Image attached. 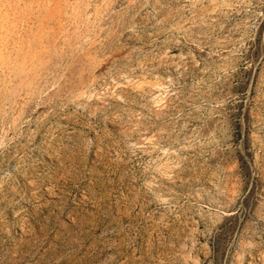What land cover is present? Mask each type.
I'll list each match as a JSON object with an SVG mask.
<instances>
[{
    "label": "rangeland",
    "instance_id": "rangeland-1",
    "mask_svg": "<svg viewBox=\"0 0 264 264\" xmlns=\"http://www.w3.org/2000/svg\"><path fill=\"white\" fill-rule=\"evenodd\" d=\"M0 264H264V0H0Z\"/></svg>",
    "mask_w": 264,
    "mask_h": 264
}]
</instances>
